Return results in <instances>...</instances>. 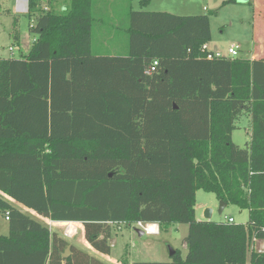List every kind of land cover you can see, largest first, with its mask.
<instances>
[{
  "label": "trees",
  "instance_id": "obj_1",
  "mask_svg": "<svg viewBox=\"0 0 264 264\" xmlns=\"http://www.w3.org/2000/svg\"><path fill=\"white\" fill-rule=\"evenodd\" d=\"M42 3L29 0V53L0 58V212L9 213L0 264H106L5 196L83 224L103 254L121 224L189 226L185 257L176 249L170 261L132 264H264L252 247L264 240V56L209 58V14L134 10L132 0H119L126 25L111 24L124 52L100 53L97 31L118 0ZM243 113L245 148L232 138ZM198 190L248 221L197 219Z\"/></svg>",
  "mask_w": 264,
  "mask_h": 264
},
{
  "label": "rangeland",
  "instance_id": "obj_2",
  "mask_svg": "<svg viewBox=\"0 0 264 264\" xmlns=\"http://www.w3.org/2000/svg\"><path fill=\"white\" fill-rule=\"evenodd\" d=\"M132 1V8L135 10L155 9L154 11H168L178 15L209 14L212 28L210 49L215 52L219 51L227 57L229 47L236 45L239 48L238 57L250 58L253 55L258 56V54L264 56V0H238L237 3L228 4H223L225 0H150L147 6H141L140 0ZM49 2L50 0H43L41 7L48 10L50 8ZM13 5V0H0V58L19 57L21 55L19 49H16L14 54L10 51L11 46H18L12 36L14 27L19 31V44L26 54L29 53L37 37L29 29L31 22L34 24V21L29 18L26 12L13 13ZM15 20L17 21L16 26H14ZM97 41H103L99 34ZM97 51H101L100 48ZM236 126L237 128L232 134L233 142L245 148L251 140L249 115L245 113L240 115L236 120ZM5 197L25 214L49 226L48 219L42 215L8 196ZM196 200V217L199 220H207L206 209L211 208L213 209L211 221H227L230 217L240 224L248 221L249 212L241 210L233 204L227 205L220 213V200L214 193L198 190ZM65 227L66 223L54 224L52 230L65 237ZM136 227L135 225L125 226L124 224L115 227L110 240L113 244L110 254H103L95 250L86 241L81 225L77 227L76 236L67 238V240L106 264H132L135 261L167 262L171 260L169 247L180 249L182 255L186 256L187 249L184 246V240L189 231L187 224L171 225L166 230L162 229L159 234L145 233L142 236L135 230ZM159 229H161L160 224ZM0 234H9V222L5 214L1 212ZM256 244H252L253 249H256Z\"/></svg>",
  "mask_w": 264,
  "mask_h": 264
},
{
  "label": "crops",
  "instance_id": "obj_3",
  "mask_svg": "<svg viewBox=\"0 0 264 264\" xmlns=\"http://www.w3.org/2000/svg\"><path fill=\"white\" fill-rule=\"evenodd\" d=\"M112 1H114V0H112ZM13 2H14L13 13H23L22 11H20L17 8V0H13ZM139 4H140V1H139ZM114 6L113 5H109L107 7V11L110 13V16L107 17L108 22H110V24H108V27L106 29H104V30L97 31V35L99 34L100 37H102V39H103L102 42L98 43V47L100 48L102 53H110V54L123 53L125 48H126V37H123L120 34H117L116 31L114 30V26L111 25V24H114V25L121 24V26H125L126 25V13L123 12L124 10H123V8H121L122 6L119 5V0H118V3L116 5H114ZM118 9H120V10H118ZM143 10H148V9L144 8ZM149 10L150 11H154L155 9H149ZM211 30H212V28H211ZM15 48L19 49L21 54H26V53L23 52V47L20 44L17 47L15 46ZM207 48H208L209 51H213L212 49H210L209 43L207 44ZM104 50H107V51H104ZM213 52H215V51H213ZM250 58L253 59V58H255V56L253 55ZM10 199H12V198H10ZM196 216H197V214H196ZM45 218L48 219L49 227H50L51 230L53 229V225L54 224L70 222V221H53V220H51V219H49L47 217H45ZM74 223H79V222H74ZM79 224L81 225L82 230H83V234H84L83 224H81V223H79ZM254 243H257L256 244V249L258 251H264V240H256V241H254ZM112 247H113V245H112Z\"/></svg>",
  "mask_w": 264,
  "mask_h": 264
},
{
  "label": "built area",
  "instance_id": "obj_4",
  "mask_svg": "<svg viewBox=\"0 0 264 264\" xmlns=\"http://www.w3.org/2000/svg\"><path fill=\"white\" fill-rule=\"evenodd\" d=\"M28 6H29V0H17V8L20 11L27 12L28 11ZM15 49H16L15 46L14 47H12V46L10 47V51H11L12 54H14ZM203 49L204 50H208L207 44H205L203 46ZM238 49H239L238 46L231 45L229 47V49H228V56L227 57H237L239 55V50ZM208 57L209 58H222V57H226V56H224L221 52L217 51V52H213V53L208 54ZM157 64H158V61H154L153 65H152V68H151V71H153L155 69ZM151 71H149V72H151ZM5 217L8 220L9 219V213H7ZM227 221L232 222V221H234V219L232 217H230V218H228ZM65 223H66V227H65V230H64V236L66 238H73L74 236H76V234L78 232L77 228H75L73 232H69V229H70L72 223H74V222L70 221V222H65ZM154 224L157 225L156 230H150L149 229V223L137 222L134 225L144 229L146 231V233L159 234L160 233L159 224L158 223H154ZM256 240H254V241H256ZM184 246L186 247L185 243H184ZM259 252H263V251H259Z\"/></svg>",
  "mask_w": 264,
  "mask_h": 264
},
{
  "label": "water",
  "instance_id": "obj_5",
  "mask_svg": "<svg viewBox=\"0 0 264 264\" xmlns=\"http://www.w3.org/2000/svg\"><path fill=\"white\" fill-rule=\"evenodd\" d=\"M227 206V203L224 202V201H220V210L219 212L222 213L224 208ZM212 215H213V209L211 208H207L206 209V213H205V216H206V219L207 220H210L212 218ZM135 230L138 232V234L140 236L144 235L146 233V231L140 227H136ZM170 249V255L173 256L176 252V249H173L172 247H169ZM70 255V246L66 249L65 253H64V257H67Z\"/></svg>",
  "mask_w": 264,
  "mask_h": 264
},
{
  "label": "bare ground",
  "instance_id": "obj_6",
  "mask_svg": "<svg viewBox=\"0 0 264 264\" xmlns=\"http://www.w3.org/2000/svg\"><path fill=\"white\" fill-rule=\"evenodd\" d=\"M77 224L76 223H72L70 229H69V232H73L75 228H77ZM157 228V225L154 224V223H149V229L150 230H156Z\"/></svg>",
  "mask_w": 264,
  "mask_h": 264
}]
</instances>
